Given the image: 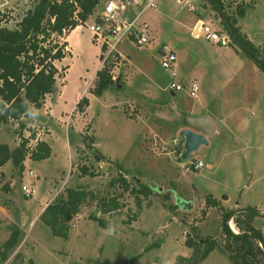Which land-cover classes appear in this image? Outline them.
Masks as SVG:
<instances>
[{
  "label": "rangeland",
  "instance_id": "obj_1",
  "mask_svg": "<svg viewBox=\"0 0 264 264\" xmlns=\"http://www.w3.org/2000/svg\"><path fill=\"white\" fill-rule=\"evenodd\" d=\"M30 1L0 0V17L9 16L4 23L14 25ZM148 1L131 0L125 15H140V22H149L151 40L142 47L126 38L118 44L123 54L114 51L106 60L117 83L102 95L90 92L104 57L100 59L101 48L93 41L89 25L105 0L97 13L69 35L72 54L63 63L56 62L62 74L53 92L42 108L32 107L26 119H33L39 128L28 127L30 137L37 132L48 136L52 155L42 161L27 158L23 174L12 160L0 171V246L13 227L21 226L9 264H175L177 256L193 254L185 240L194 224L199 236H213L219 243L200 264H234L223 251L222 210L207 208L206 196H217L227 209L253 206L264 210V72L233 46L191 35L186 21L194 12L214 29L226 32L203 0H156V7H146ZM241 2L251 8L239 23L242 31L264 47V0H227V10L235 12ZM164 9L171 15L179 11V23L167 21ZM162 47L177 53L183 81H198L197 98L186 90L172 94L166 89L169 75L161 67ZM84 90L92 94V103L80 111L76 105ZM203 114L217 131L208 136V144L192 152L191 159H183L184 150L178 149L175 140L183 145L180 132L188 127L186 116ZM18 126L14 122L0 125V143L15 147L20 141ZM97 152L100 160H96ZM199 159L205 166L195 170L190 163ZM82 165L98 175L79 177ZM31 170L35 175H30ZM120 170L130 181L140 179L153 188L131 223L138 207L130 193L124 192V206L118 211L105 214L99 206L106 196L122 191L111 184ZM5 184L12 188L10 192L3 188ZM29 184L37 191L28 198L22 186ZM76 186L92 191L95 197L72 220L68 239L55 236L40 211L66 195L67 187ZM91 214L105 218L108 225L101 226ZM253 223L264 233V215ZM229 225L239 230L233 220ZM18 253H23V260L17 259ZM136 255L139 258L133 261Z\"/></svg>",
  "mask_w": 264,
  "mask_h": 264
},
{
  "label": "trees",
  "instance_id": "obj_2",
  "mask_svg": "<svg viewBox=\"0 0 264 264\" xmlns=\"http://www.w3.org/2000/svg\"><path fill=\"white\" fill-rule=\"evenodd\" d=\"M104 0H32L31 6L24 15L14 23H4L9 16L0 17V125L12 120H21L30 115L31 107H43L46 97L54 90L61 69L57 61H62L69 53L68 41L61 42L62 36H67L77 26L83 25L96 12L97 6ZM204 7L210 8L220 19L223 28L232 38V44L238 53L251 59L264 72V47L256 45L242 31L239 18L245 16L248 4H237L235 12L227 10V0H203ZM100 55V59H102ZM66 67L65 70H68ZM110 66L105 65L96 73L95 86L90 90L93 94L102 95L105 90L114 86L117 80L111 74ZM90 105V98L84 95L77 102V108L85 111ZM26 125L19 123L16 130L20 143L15 148L7 143H0V166L9 160L19 174H23L25 161L32 158L36 161L51 156L52 148L45 140H39L34 147L29 146L30 139L24 135ZM88 165H82L79 177L97 176ZM113 186L121 187L122 191L103 198L99 206L106 213L120 210L124 204L121 198L124 192L134 196L138 210L132 215L131 223L135 221L143 208V201L152 193V186L140 179L130 181L120 170L117 178L111 180ZM8 185V184H7ZM3 188L8 192L10 187ZM92 191L83 186L67 187L66 195H62L50 203L42 211L40 218L50 227L55 236L69 238L71 222L80 213L82 205L89 198H94ZM206 207H219L222 210V232L226 238L223 251L228 252L234 264H264V233L253 223L257 216L264 215L253 206L227 209L213 194L205 198ZM174 206L169 205L172 209ZM207 208L202 211V218L207 214ZM90 218L106 227L105 218L90 215ZM233 220L239 228L234 232L229 225ZM197 226L191 225L187 232L185 244L193 248L190 257L177 256L175 264H200L216 248L217 239L213 236L205 238L196 232ZM195 234V236L193 235ZM20 229L12 228L10 236L0 246V264L8 260L10 252L19 242ZM199 237V238H198ZM202 243H204L202 246ZM260 243L263 245L261 246ZM23 253L17 254V259L23 260ZM139 255L133 256L135 261Z\"/></svg>",
  "mask_w": 264,
  "mask_h": 264
},
{
  "label": "built area",
  "instance_id": "obj_3",
  "mask_svg": "<svg viewBox=\"0 0 264 264\" xmlns=\"http://www.w3.org/2000/svg\"><path fill=\"white\" fill-rule=\"evenodd\" d=\"M131 0H105L102 11L98 14L93 24L89 25L92 32L93 41L101 48V55L104 59L102 67L106 65V60L114 51H118V44L123 39H128L133 44L142 47L150 42L151 30L148 22H140V15L134 18L127 17V4ZM140 0H135L138 3ZM156 7V0H149L146 7ZM191 35L196 38H205L211 42L230 45L232 38L227 32L221 33L219 29H214L210 23L199 20L191 31ZM120 54L123 53L119 50ZM161 67L168 72L169 78L166 89L172 94L186 90L192 98H197L199 91V83L196 79L190 82L183 81L179 73L178 55L174 50H164L161 48ZM102 57V58H103ZM101 67V68H102ZM115 79V76H113ZM39 133V132H38ZM175 143L178 149L184 150L183 145L177 140ZM32 147L31 144H29ZM195 170H199L205 166L203 160H197L190 163ZM189 169V168H188ZM30 175H35L34 171H30ZM22 191L26 197H32L36 193V186L29 184L23 185ZM232 228V227H231ZM234 232H239L235 227ZM261 246H263L260 243Z\"/></svg>",
  "mask_w": 264,
  "mask_h": 264
},
{
  "label": "crops",
  "instance_id": "obj_4",
  "mask_svg": "<svg viewBox=\"0 0 264 264\" xmlns=\"http://www.w3.org/2000/svg\"><path fill=\"white\" fill-rule=\"evenodd\" d=\"M31 2V1H30ZM31 5L29 4L28 6H26L25 8V10H27L29 7H30ZM98 7H99V5L97 6V9L96 10H98ZM250 9L251 8H249V9H247V11H246V14H245V16H243V17H241V18H239V23L241 24V21H242V19L243 18H245L248 14H249V11H250ZM95 13H97V11L95 12ZM98 13H100V12H98ZM178 13H179V11H178ZM178 13H176V15H171L166 9H164V12H163V14H164V16L167 18L166 20L167 21H173V22H175V23H179V21L181 20V18L179 17V15L180 14H178ZM24 15V12H23V14L21 15V17ZM179 17V18H178ZM199 20H204L203 18H201L200 17V15L199 14H197L196 12H194L193 13V16H190V17H188V19H187V21H186V23L187 24H190L191 25V27H190V33H191V31H192V28H193V26L196 24V23H198V21ZM147 22V21H146ZM192 22V23H191ZM148 24H149V28H150V30L152 31L153 29L151 28V24L148 22ZM242 25V24H241ZM80 27H82V25H79V26H77L75 29H77V28H80ZM72 32V31H71ZM71 32L66 36V38H65V41L67 40L68 41V37H69V35L71 34ZM92 33V32H91ZM249 37H251V36H249ZM93 38V37H92ZM67 49H68V51H69V53L67 54V56L62 60V61H60L61 63H63L65 60H66V58L68 57V55H70V54H72V51H71V48H70V45H69V41H68V45H67ZM160 51H161V49H160ZM101 67H102V62H101V60H100V67H99V69H101ZM70 68V67H69ZM98 69V70H99ZM68 71H69V69H68ZM96 78H97V75H96V73H95V76H94V79L96 80ZM85 93V94H84ZM87 95L89 98H90V102L92 103V100H91V98H92V94L89 92V91H86V90H84L83 91V93L81 94V97H83L84 95ZM89 107H90V105H89ZM31 109H32V107H31ZM30 109V113H31V110ZM52 113V112H51ZM200 116H207L206 114H203V115H200ZM29 117V116H28ZM28 117H23L21 120H12V121H10L9 123H16V124H18L19 125V123L20 122H23L25 125H26V127H25V129H24V135L26 136V137H28L29 139H30V142H29V144H31L32 145V147H34L36 144H37V142L39 141V140H45V141H47L49 144H50V142H49V140H48V136H43V134H41L40 132L38 133H36V136L33 138V137H30V135H31V131H29V129H28V127H31V125H32V128L33 129H39L38 127L36 128V125L35 124H32L33 122H34V120L33 119H31L30 120V122L29 121H27L26 119L28 118ZM217 128L218 127H216V131H217ZM31 129V128H30ZM18 139H20V138H18ZM19 143H20V141L18 142V144L17 145H19ZM8 144V143H7ZM9 145V144H8ZM16 145V146H17ZM69 145V144H68ZM10 146V145H9ZM15 146V147H16ZM50 146H51V144H50ZM11 147V149H13V148H15V147H12V146H10ZM69 147V146H68ZM51 148H52V146H51ZM69 149V148H68ZM52 151H53V149H52ZM51 155H52V153H51ZM29 159H32V158H29ZM33 160V159H32ZM44 160V159H43ZM34 161H36V160H34ZM42 161V160H41ZM6 165V164H5ZM4 165V166H5ZM4 166H0V171H2V167H4ZM11 186H12V182L11 183H9ZM11 187H10V191H11ZM10 191H8V192H10ZM215 196V195H214ZM217 197V196H216ZM217 199H219L218 197H217ZM48 204H45V206L44 207H42V209H41V211H40V215H41V213H42V211L44 210V208L47 206ZM1 206V205H0ZM262 213H264V210L261 208V207H257ZM18 210V209H17ZM19 211V210H18ZM20 213V212H19ZM20 214H22L23 216L22 217H25V218H27L26 216H25V213H20ZM257 218H258V216H257ZM18 228L20 229V231H21V226H19L18 225ZM10 263V258L7 260V261H5L3 264H9Z\"/></svg>",
  "mask_w": 264,
  "mask_h": 264
},
{
  "label": "water",
  "instance_id": "obj_5",
  "mask_svg": "<svg viewBox=\"0 0 264 264\" xmlns=\"http://www.w3.org/2000/svg\"><path fill=\"white\" fill-rule=\"evenodd\" d=\"M188 127L181 130L180 134L184 137L182 158L189 160L191 154L197 151L203 144H208V136L216 131L215 123L206 116H186ZM99 143V142H98ZM101 159V154L97 152L96 160ZM187 207H191L187 203Z\"/></svg>",
  "mask_w": 264,
  "mask_h": 264
}]
</instances>
